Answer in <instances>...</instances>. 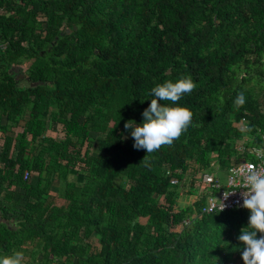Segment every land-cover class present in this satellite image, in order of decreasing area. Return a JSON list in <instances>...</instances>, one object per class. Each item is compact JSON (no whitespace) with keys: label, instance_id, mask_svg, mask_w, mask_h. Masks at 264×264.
Instances as JSON below:
<instances>
[{"label":"trees","instance_id":"trees-1","mask_svg":"<svg viewBox=\"0 0 264 264\" xmlns=\"http://www.w3.org/2000/svg\"><path fill=\"white\" fill-rule=\"evenodd\" d=\"M188 75L192 123L145 166L124 125ZM263 135L264 0H0V256L244 264L250 211L201 213L202 195L182 204L172 179L224 171Z\"/></svg>","mask_w":264,"mask_h":264},{"label":"clouds","instance_id":"clouds-1","mask_svg":"<svg viewBox=\"0 0 264 264\" xmlns=\"http://www.w3.org/2000/svg\"><path fill=\"white\" fill-rule=\"evenodd\" d=\"M196 87L197 84L190 75L181 77L176 82L169 80L153 87L149 93L153 96L151 103L142 113L143 122L138 124L134 120H129L125 123L124 128L131 130V137L135 141L134 148L147 152L141 162L145 166H149V154L159 151L162 146H171L188 130L193 113L189 108L180 106L178 102ZM245 103L244 93H238L233 102L234 107L241 108ZM258 155L264 158V151L258 150ZM234 175L242 177L241 188L245 190L240 193L243 199L241 206L250 211L248 226L242 228L238 236V240L244 246L242 259L244 264H264V169L252 166L241 167L234 172ZM234 192L227 194L224 192V199L227 200ZM219 201L223 211L227 205ZM23 262L24 254L21 251L0 256V264H23Z\"/></svg>","mask_w":264,"mask_h":264},{"label":"built area","instance_id":"built-area-1","mask_svg":"<svg viewBox=\"0 0 264 264\" xmlns=\"http://www.w3.org/2000/svg\"><path fill=\"white\" fill-rule=\"evenodd\" d=\"M4 45H2V48ZM244 119L241 120V126L243 128L246 125L243 123ZM252 138H247L245 140H251ZM237 149L240 153L237 160H233L230 166L226 169L228 177L225 183L222 182L219 175H217L219 170L218 165L213 163L215 170H203L200 171L196 178L192 181H187L189 176L184 177L182 180L180 178H173V184H180L182 189L180 191V198L187 201L188 204L192 203L199 194L202 195L204 203L200 209L201 213H211L215 211H221V201H223L227 207L223 210H232L235 208H243V199L240 195L245 189L241 188L242 177L234 175V172L241 167L252 166L257 169H264V158L258 155V150L264 151V135L263 142L259 145L247 146L244 142L237 145ZM203 186V189L198 191L196 186ZM194 191V194L190 195L189 191ZM235 191V192H234ZM224 192L231 193L234 192L227 200L224 199ZM219 200H218V199ZM198 212H193L184 218L183 223L185 226L189 225L194 219H196Z\"/></svg>","mask_w":264,"mask_h":264},{"label":"rangeland","instance_id":"rangeland-1","mask_svg":"<svg viewBox=\"0 0 264 264\" xmlns=\"http://www.w3.org/2000/svg\"><path fill=\"white\" fill-rule=\"evenodd\" d=\"M28 63H29V60H26L23 63V65L20 68H18V71H19V73L21 75H26V73H27L26 69H27V64ZM18 129H19V127H18ZM130 133H131V130H129L126 133L125 137H128L130 135ZM54 134H56L57 136H62V133L60 131L59 126H57L56 130L54 131ZM102 137H103V135L98 136V138H97L98 139L97 145H102ZM99 150H100V148H99ZM96 151H98V149H96ZM217 175L220 176V178H221V180H222L223 183L226 182L227 177H228V173H227L226 170H224V171L223 170L218 171ZM125 181H126L125 179L122 180L123 183H125ZM180 201H181L182 204L187 202L186 200H184L182 198L180 199ZM231 264H243V262L241 260H238V259L237 260H234L233 259L231 261Z\"/></svg>","mask_w":264,"mask_h":264}]
</instances>
